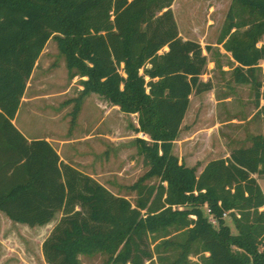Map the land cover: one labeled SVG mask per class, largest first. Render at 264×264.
I'll return each instance as SVG.
<instances>
[{"label":"trees","instance_id":"16d2710c","mask_svg":"<svg viewBox=\"0 0 264 264\" xmlns=\"http://www.w3.org/2000/svg\"><path fill=\"white\" fill-rule=\"evenodd\" d=\"M174 1L0 0V212L30 227L60 215L42 245L48 264H82L81 256L97 253L114 264H264V192L257 179L264 176V134L200 172L174 153L191 96L213 89L202 79L209 57L180 36ZM51 40L70 78H80L76 115L81 101L96 94L137 116L135 145L147 170L128 187L134 201L15 126ZM216 44L231 54L234 82L253 87L264 115L258 76L264 0H232ZM206 51L221 69L220 48ZM1 257L0 240V263Z\"/></svg>","mask_w":264,"mask_h":264},{"label":"rangeland","instance_id":"374dc122","mask_svg":"<svg viewBox=\"0 0 264 264\" xmlns=\"http://www.w3.org/2000/svg\"><path fill=\"white\" fill-rule=\"evenodd\" d=\"M231 2L175 0L172 6L180 36L198 42L209 57L202 79L210 80L213 89L191 96L174 148L182 161L189 166L197 165L199 172L210 160L227 157L231 149L249 145L250 136L264 134V115L258 114L253 87L234 82L232 70L236 64L231 54L216 44ZM208 45L219 47L224 54L221 69L216 67L211 53H207ZM260 67L258 76L264 81V61ZM81 90L80 78H70L65 59L57 43L51 40L28 84L16 125L29 135H47L64 141L61 153L67 161L115 194L134 201L136 192L128 187L147 170L135 145L137 116L124 114L96 94L81 101L76 115ZM260 105H264V100ZM139 137L145 138L143 134ZM260 183L264 189V177L260 178ZM59 218L60 215L54 222ZM54 222L48 228L54 226ZM226 222L236 233L232 219L226 217ZM0 228L2 264H41L37 250L45 236L40 233L42 226L15 223L0 212ZM107 260L105 253L81 256L82 264H114Z\"/></svg>","mask_w":264,"mask_h":264},{"label":"crops","instance_id":"0c3cea01","mask_svg":"<svg viewBox=\"0 0 264 264\" xmlns=\"http://www.w3.org/2000/svg\"><path fill=\"white\" fill-rule=\"evenodd\" d=\"M43 52H44V51H43ZM42 54H43V53H42ZM35 70H36V69H35ZM35 70H34V72H33V75H34V73H35ZM33 75H32V77H31V79L29 80V82L32 80ZM29 82H28V84H29ZM27 89H28V85H27ZM26 91H27V90H26ZM25 94H26V93H25ZM24 97H25V95H24ZM24 97H23V99H22V102H21V106H20L19 112H18V114H17V116H16V118H15V120H14V124H15V126L19 129V131H20V132H21V133H22V134H23V135H24L29 141H33V140H46V141H48V142L54 147V149L57 150V152L59 153L61 159H62L63 161H65V162H67V163H70L69 161H67V160L62 156V153H61V149L63 148V146H64V144H65L64 141L55 140V139H53V138H51V137H49V136H47V135H37V134H36V135H31L32 133H30V135H29V134H27V131L24 130V128H23V129H20V128L16 125V122L18 121V118H19V113H20L21 107H22L23 102H24ZM66 143H67V142H66ZM56 147H60V148L57 149ZM70 164H71V163H70ZM256 176H257V175H256ZM262 177H264V176H261V177H258V176H257V179H258L259 183H260V178H262ZM260 185H261V183H260ZM261 187H262V185H261ZM262 190H263V192H264L263 187H262ZM53 222H54V221H52L51 223H49V224H47V225H45V226H42V229H40V233H41L42 235L45 234V236L41 239L40 246H39V248H38V250H37V257H38V260L41 262V264H48V263L46 262V260H45L44 254H43L42 245H43L44 240L47 238V236L50 234L51 230H52L53 227H54V226H51V228H48ZM15 223H17V222H15ZM54 223L56 224L57 222H54ZM55 224H54V225H55ZM0 240L2 241V235H1V237H0ZM3 259H4V256L1 257V263H0V264H2Z\"/></svg>","mask_w":264,"mask_h":264},{"label":"built area","instance_id":"2783aa9c","mask_svg":"<svg viewBox=\"0 0 264 264\" xmlns=\"http://www.w3.org/2000/svg\"><path fill=\"white\" fill-rule=\"evenodd\" d=\"M209 211V210H208ZM223 216L226 218V217H229V212H225L224 214H223ZM210 219H211V221L213 222V223H216V219L215 218H213V216H211L210 215Z\"/></svg>","mask_w":264,"mask_h":264}]
</instances>
